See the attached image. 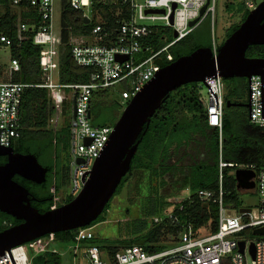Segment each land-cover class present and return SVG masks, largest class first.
Returning <instances> with one entry per match:
<instances>
[{
    "label": "built area",
    "instance_id": "built-area-1",
    "mask_svg": "<svg viewBox=\"0 0 264 264\" xmlns=\"http://www.w3.org/2000/svg\"><path fill=\"white\" fill-rule=\"evenodd\" d=\"M207 0H9V6L18 13L17 37L19 41L32 34L33 44L41 48L40 67L47 76L46 82L38 87L49 91H72V115L69 122L70 142V194L77 197L89 179L94 163L107 146L114 126L95 127L92 124L93 97L96 93L115 90L122 86L119 105L124 110L147 83L162 69L155 59L165 54L169 62L173 57L168 53L176 43L186 38L209 15L214 19L215 2L200 16ZM264 0H261V2ZM260 2V3H261ZM259 3V4H260ZM256 0H245L244 5L252 11L259 5ZM175 6V9H174ZM57 7L63 14L72 9L80 14L83 26L88 30L62 26L56 37L54 14ZM109 8V13L118 24L108 27L100 9ZM150 11H157L151 12ZM22 12L32 15L26 21ZM171 17L172 23H171ZM85 20L88 23H85ZM198 20L194 27L192 21ZM158 28L171 29L173 41L158 52H152L147 39ZM68 33V46L75 63L92 69L88 83L83 85H61L54 82V74L59 73V48L63 45L62 34ZM174 33L177 37H174ZM13 40L0 33V48H12ZM214 55L218 51L214 46ZM147 54V55H146ZM127 57L120 62L117 57ZM10 74L20 71L18 59L11 60ZM209 126L219 129V189L199 190L196 197L200 203L218 205V230L213 233L207 226L195 230L190 222H181L172 212L152 219L155 224L170 223L181 230L178 235H167L155 244L157 251L151 252L140 246H130L110 256L96 246H82L85 230L73 245L74 264L82 253L85 264H264V235L254 232L264 228V169L255 171L250 167H236L222 159V127L225 107L224 80L220 76L209 77L204 83H197ZM32 85L0 82V146L11 148L21 137L20 108L24 90ZM205 90V93L202 90ZM64 96L60 101L64 100ZM248 117L250 123L264 129V77L252 76L248 80ZM53 121V118L50 120ZM78 160H83L78 164ZM227 168L253 170L255 187L253 193L258 203L254 207L242 206L231 209L224 205V170ZM182 200H190V195ZM177 201V202H179ZM241 209H245L241 212ZM184 207L180 206L179 211ZM207 229L204 234L202 231ZM244 250L241 252V244ZM254 247V251H252ZM160 248V249H159ZM41 250L29 256L26 244L10 250L15 264H33V259ZM54 253H59L53 250ZM0 264H13L8 251L0 256Z\"/></svg>",
    "mask_w": 264,
    "mask_h": 264
},
{
    "label": "trees",
    "instance_id": "trees-1",
    "mask_svg": "<svg viewBox=\"0 0 264 264\" xmlns=\"http://www.w3.org/2000/svg\"><path fill=\"white\" fill-rule=\"evenodd\" d=\"M234 5H227V9H233ZM0 8L4 14L0 16V33L8 35L13 40L11 50L12 59L20 62V71L14 72L11 81L25 85H32L24 90L20 108V139L12 146L16 153L33 154L39 162L49 169L47 181L41 185L27 181L19 176L14 180L24 186L31 193L32 206L44 213L55 208L56 194L70 181V142L71 132L69 122L72 115V102L68 105V122L65 127L55 133L49 129V122L55 113V105L49 97V90L38 87L46 82L47 76L40 67L41 48L33 44L32 34L26 33L29 38L18 40L16 26L18 13L9 6V0H0ZM244 8L239 5L238 11ZM101 15L107 22L108 27H116L118 24L109 13V8L101 10ZM250 11H246L241 24L246 20ZM32 14L22 12L23 21ZM207 18L211 19L209 15ZM241 24H236L227 30V38L230 37ZM62 26H72L75 29L88 30L90 27L83 26L80 14L72 9H67L63 14ZM194 30L186 38L172 46L168 53L173 57V62L181 57L192 54L199 48H214L212 40L208 44H202ZM171 29L158 28L152 34L147 43L152 52H158L173 41ZM63 45L59 48V83L61 85H83L88 83L92 69L78 66L68 46V33L62 34ZM222 42L216 47L219 51ZM147 55V54H146ZM248 58H264V45L250 46L246 52ZM155 63L161 68L171 64L163 54ZM237 83L235 91L225 94V107L222 127V159L226 163L234 164L236 167H250L255 171L264 169V129L253 126L248 117V81L245 78L225 79L224 83ZM109 91L96 93L93 97L92 124L95 127L114 126L117 122L116 110H122L119 103L109 106L103 105V99H109ZM238 97V100L235 98ZM244 99V101H242ZM231 106L227 107L226 103ZM242 107L246 112L239 113L234 108ZM139 146L136 155L131 162V169L118 187L116 194L138 172L147 173L149 177L139 182H146V189L154 199H149V207L143 212L145 217L130 225L125 233V239L109 240L100 238H82V246H96L110 256L118 251L130 247L140 246L148 251L154 252L158 248L155 244L167 235H178L179 227L170 223L149 224L148 219L162 216L166 207H171V212L179 217L181 222H190L195 230L207 226L209 231L215 233L218 230V205L200 203L196 197L199 190L218 191L219 189V157L220 141L219 129L208 125L204 107L200 102V94L197 83L182 86L169 94L161 107L152 117L148 127H144L139 137ZM48 160L43 164L42 160ZM5 162V160H4ZM2 162L0 161V164ZM234 169L224 170L223 188L225 196L224 205L231 209L242 207V200L237 189L235 177L232 175ZM54 183L55 191H51ZM171 187H186L191 191L190 200L179 202H165L160 195L163 189ZM43 191L45 194H38ZM74 198L68 194L64 204L71 202ZM61 205H57L60 207ZM183 206L184 210L179 211ZM110 203L106 206L103 214L89 227L92 228L103 223L108 213ZM7 224H4V223ZM20 221L14 217L0 212V232ZM11 224V225H9ZM82 229V230H83ZM80 230L66 231L52 236L58 242L75 245ZM47 235L46 237H50ZM43 238L31 243L39 242ZM30 244V243H29ZM160 249V248H159ZM33 264H62L60 253L45 251L33 259Z\"/></svg>",
    "mask_w": 264,
    "mask_h": 264
},
{
    "label": "water",
    "instance_id": "water-1",
    "mask_svg": "<svg viewBox=\"0 0 264 264\" xmlns=\"http://www.w3.org/2000/svg\"><path fill=\"white\" fill-rule=\"evenodd\" d=\"M212 2L213 0L206 1L200 16L205 14ZM151 12L157 11L149 13ZM197 21H192L190 26L194 27ZM85 23L88 21L85 20ZM174 37H177L176 33ZM255 45H264V1L250 11L239 29L225 40L217 56L212 48H199L162 68L146 84L115 123L107 146L94 163L83 190L71 202L60 207L41 213L32 206L31 201L36 199L14 178L19 176L41 185L47 181L49 169L33 154L15 153L12 147L0 146V157H8L7 163L0 166V212L22 221L21 224L0 232V256L8 251L15 264L10 253L12 248L47 235L89 227L103 214L122 180L128 175L131 162L138 151L139 137L144 127L149 126L165 98L182 86L204 83L207 78L217 75L223 80H250L257 75L264 77V58L246 56L248 48ZM117 60L123 62L127 57L118 56ZM226 106L230 107L231 103L227 102ZM77 163L82 164L83 160H78ZM254 177L253 170H236L238 191L252 192L255 187ZM244 211L245 209H241V212ZM254 234L264 235V228L256 230ZM240 246L243 252V243Z\"/></svg>",
    "mask_w": 264,
    "mask_h": 264
},
{
    "label": "rangeland",
    "instance_id": "rangeland-1",
    "mask_svg": "<svg viewBox=\"0 0 264 264\" xmlns=\"http://www.w3.org/2000/svg\"><path fill=\"white\" fill-rule=\"evenodd\" d=\"M245 0H214L215 2V15L214 19L206 18L200 25L195 29V33L198 35L202 44H208L209 40H212L213 46H219L222 42L226 40L227 30L241 22L242 14L237 10L239 9V5H244ZM261 0H256V3L259 4ZM233 4L235 6V10L229 11L227 9V5ZM4 14V9L0 8V16ZM62 17L61 10L57 7L54 14V32L56 37H58V32L61 27ZM173 37V34H172ZM11 50L10 48H0V82H9L11 80L10 74V66H11ZM58 73L54 74V82L58 83ZM248 81V80H247ZM237 83L230 82L224 83L225 93L229 91H235ZM124 89L122 86H116L115 90H111L109 93V99H103V105L109 106L111 104L118 103L120 101V93ZM205 93V90H202ZM65 97L61 102L60 98ZM49 97L55 105V113L52 116L54 122H49V129H51L54 133L61 128L65 127L69 114L66 112L69 110L68 105L72 102V91L71 90H54L49 91ZM238 100V97L235 98ZM244 101V99L242 100ZM234 110L239 113L246 112L242 107L234 108ZM123 110H116L115 115L117 116V120L121 116ZM70 119V118H69ZM71 159V154L68 157ZM43 164H47L48 160L44 159L41 161ZM232 175L235 177V172H232ZM149 174L138 172L135 176L125 185V187L120 191L118 195H115L110 201V208L108 213L105 215V221L100 223L92 228L83 229L85 230L84 238H100V239H109V240H117V239H125V233L127 229L134 223L136 225V221L143 219L145 215L143 212H146L149 207V199H154V195H150L146 189V181L141 185L139 182L143 178L147 179ZM70 181L66 186L62 187L61 191L56 194L55 199V207L57 205H64L65 199L70 194ZM51 191H55L54 183L51 187ZM240 193V197L242 200V206L245 207H254L257 205L258 200L256 195L253 192L250 193ZM38 194H45L43 191H39ZM160 195L165 199V202H177L183 198H186L188 195H191V191L186 187H171L163 189ZM166 212H171V207H166ZM152 221L148 219V223L150 224ZM82 230V229H81ZM80 230V231H81ZM207 229L202 231V234L206 232ZM73 245L58 242L54 236L44 237L41 241L26 244V250L29 256H33L41 250H56L62 256V264H74L72 249ZM104 252V251H103ZM76 261L78 264H85L86 261L81 254H78L76 257ZM250 264V263H249Z\"/></svg>",
    "mask_w": 264,
    "mask_h": 264
},
{
    "label": "flooded vegetation",
    "instance_id": "flooded-vegetation-1",
    "mask_svg": "<svg viewBox=\"0 0 264 264\" xmlns=\"http://www.w3.org/2000/svg\"><path fill=\"white\" fill-rule=\"evenodd\" d=\"M241 20H242V18H241ZM239 24H241V22L239 23ZM226 39H227V37H226ZM15 152V151H14ZM16 153V152H15ZM4 160H5V162H4ZM0 161L2 162L1 164H0V166H2V165H5L6 163H7V161H8V157H5V156H3V157H0ZM56 208V207H55ZM54 209V208H53ZM22 223V221H20V223H18L17 225H19V224H21ZM4 224H7L6 222L4 223ZM9 225H11V224H9ZM16 226V225H15ZM11 227H13V226H11Z\"/></svg>",
    "mask_w": 264,
    "mask_h": 264
},
{
    "label": "crops",
    "instance_id": "crops-1",
    "mask_svg": "<svg viewBox=\"0 0 264 264\" xmlns=\"http://www.w3.org/2000/svg\"><path fill=\"white\" fill-rule=\"evenodd\" d=\"M231 5H233V4H231ZM233 10H235V6L233 7V9H230L229 11H233ZM238 11V10H237ZM246 11H248L246 8H245V5H244V8H243V10L241 11V12H239V13H241L242 14V16H243V14L246 12ZM242 18V17H241ZM239 24V23H238ZM236 25V24H235ZM232 27V26H231ZM226 37H227V33H226ZM225 42V41H224ZM215 46V45H214ZM216 47V46H215ZM245 193V192H244ZM250 193V192H249Z\"/></svg>",
    "mask_w": 264,
    "mask_h": 264
}]
</instances>
